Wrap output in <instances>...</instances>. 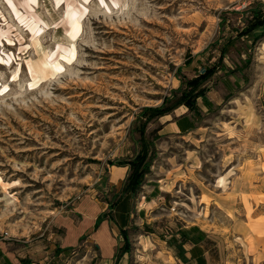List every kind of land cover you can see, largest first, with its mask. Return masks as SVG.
I'll list each match as a JSON object with an SVG mask.
<instances>
[{"label": "rangeland", "instance_id": "rangeland-1", "mask_svg": "<svg viewBox=\"0 0 264 264\" xmlns=\"http://www.w3.org/2000/svg\"><path fill=\"white\" fill-rule=\"evenodd\" d=\"M255 11L264 0H0V264H163L164 250L194 264L187 247L196 264H264V26L242 36ZM180 107L196 129L161 134ZM142 144L128 193L119 165Z\"/></svg>", "mask_w": 264, "mask_h": 264}, {"label": "crops", "instance_id": "crops-1", "mask_svg": "<svg viewBox=\"0 0 264 264\" xmlns=\"http://www.w3.org/2000/svg\"><path fill=\"white\" fill-rule=\"evenodd\" d=\"M165 119L166 120L162 122L163 124L161 123L162 124L160 130L161 134L164 133L170 136H177V135L185 136V135H190L191 132H193L196 129V122L192 119L189 112L184 107H180L176 109V111L172 115H167ZM128 170H129L128 168L116 169V171H120L118 175H120L121 177L120 180H117V182H112V185L115 187H120L125 176L128 174ZM149 187L150 189H152L149 192H152L156 188L155 186H149ZM150 196L153 195L149 193L145 198H149ZM156 197H160V195H157ZM193 247L194 246H192V248ZM199 247L201 246L199 245ZM187 249H188L187 258L191 263L194 262V264H196L197 261H200L201 256H194L193 259H191L192 249L191 247H187ZM207 255L208 253L204 250L203 256L206 261H207ZM157 257L159 258V260H161L163 264H177V262H179V259L176 258V255L172 250L171 251L164 250L163 254L159 253Z\"/></svg>", "mask_w": 264, "mask_h": 264}, {"label": "trees", "instance_id": "trees-1", "mask_svg": "<svg viewBox=\"0 0 264 264\" xmlns=\"http://www.w3.org/2000/svg\"><path fill=\"white\" fill-rule=\"evenodd\" d=\"M248 26L246 28V31L243 32L242 36H246V34H251L254 31H256L257 29H260L262 26H264V13L263 12H259V11H255L253 13V18L252 20H250L248 22ZM208 75L209 77L211 76V71H208ZM207 79V77H206ZM181 105H187L191 108H193L194 106H196L195 103L192 102H187L185 100H181L177 103V106H181ZM165 104L161 107V108H155V109H150L148 110V112L155 114V116L157 117H162L163 115H166L168 113V111L170 110H166L165 108ZM176 109V108H174ZM146 144H142V150L141 153L132 161V162H128V163H120V166H130L131 167V171H132V176H131V180L129 185H127L124 189V191H127L128 193H131L133 191H135V189H139L140 185L142 184L143 181V177L144 174L148 172V167L147 163H146V159H147V154L148 151L146 149ZM100 226L99 221L97 220L95 228L98 229Z\"/></svg>", "mask_w": 264, "mask_h": 264}, {"label": "bare ground", "instance_id": "bare-ground-1", "mask_svg": "<svg viewBox=\"0 0 264 264\" xmlns=\"http://www.w3.org/2000/svg\"><path fill=\"white\" fill-rule=\"evenodd\" d=\"M30 2L35 3L36 0H29ZM58 2V0H57ZM67 12H66V21L70 27V33L76 34L79 29H80V20L79 18L81 17V12L79 9L75 8L71 4H67ZM42 22L37 19V18H30V31H31V36L35 37V34L39 30V24ZM75 55L74 49L67 51V56L66 59L69 61L73 59ZM60 69V66L57 64L53 63L51 69L47 70L46 67L40 68V67H35L34 65L30 66V71L35 73V75L39 74L37 77H42L45 78L47 75H54L56 72H58ZM36 78V77H34ZM226 181L224 178H221V180L218 182L217 186L218 188L222 189L226 187Z\"/></svg>", "mask_w": 264, "mask_h": 264}]
</instances>
